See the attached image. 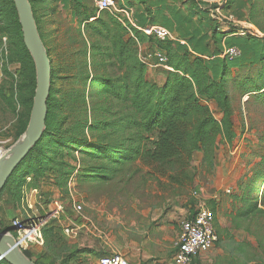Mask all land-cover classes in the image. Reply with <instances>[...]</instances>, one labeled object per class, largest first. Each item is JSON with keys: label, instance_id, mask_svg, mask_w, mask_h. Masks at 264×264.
Segmentation results:
<instances>
[{"label": "trees", "instance_id": "obj_1", "mask_svg": "<svg viewBox=\"0 0 264 264\" xmlns=\"http://www.w3.org/2000/svg\"><path fill=\"white\" fill-rule=\"evenodd\" d=\"M29 1L52 63V88L47 102L46 131L0 192V197L5 193L12 197L15 205L23 204L25 191L31 190L34 182L49 174L55 175L57 186L68 193L69 178L77 169H71L70 163L77 160L76 154L81 156L82 165L78 169L81 174L77 179L80 183H129L137 172L135 164L140 162L143 166H165L179 171V177L170 176L176 183L184 184V180L193 183L194 176H189L187 170L194 154L203 153V162L212 168L220 144L223 141L232 144L235 137L230 69L247 63L262 65L258 81L253 82L256 86L249 92L260 93L259 98H264V37L246 35L230 36L225 41L218 39L234 32H221L219 24L214 25L216 21L210 18L214 41L212 52L208 35L198 39L195 35L189 46L156 40L157 47L166 52L170 68L163 70L165 80L159 84L149 79L146 66L139 61L137 42L129 36V30L139 42L147 36L134 28L122 14L100 12L98 8L93 12L85 0ZM59 1L64 9L70 7L78 18L76 37L71 40L78 41L80 46L73 49L68 62L74 60L69 70L81 89L70 92L58 88L67 67L61 63V55L51 40L55 31L48 32L45 28L47 14L41 16L37 10ZM134 1L147 5L149 0ZM211 1L215 0H200L197 5L205 6ZM234 1H238L246 12L236 13V17L256 26L264 34V0H227L226 4L236 3ZM217 8L215 6L214 10ZM210 12L205 10L206 14ZM134 20L142 27L149 24L147 17L134 16ZM0 24V33L14 38L13 56L20 65L16 101L0 87V99L16 116V138H19L28 127L33 107L36 69L25 47L13 0H0ZM86 34L91 41L90 48ZM222 41L224 47H238L241 56L233 61L221 58ZM210 103L215 104L222 114L220 121L215 118ZM78 111L85 113V118H80L81 113L76 117ZM261 166L262 171L257 172L237 196L243 205L233 217L236 227L248 223L244 230L256 236L257 242L254 245L245 241L238 245L235 251L239 257L232 264H264V161ZM261 185L263 192L259 201L247 197L260 190ZM212 211H216L215 201L212 202ZM251 223L255 225L254 230ZM42 234L47 252L40 257L41 260L47 257L52 264H76L71 262L69 254L61 259L67 240L56 220L45 224ZM24 253L33 260L30 252ZM0 264L9 263L2 260Z\"/></svg>", "mask_w": 264, "mask_h": 264}, {"label": "rangeland", "instance_id": "obj_2", "mask_svg": "<svg viewBox=\"0 0 264 264\" xmlns=\"http://www.w3.org/2000/svg\"><path fill=\"white\" fill-rule=\"evenodd\" d=\"M85 1L90 7V10L93 12L94 10L96 11V0ZM114 1L116 7L120 8V0ZM237 2L229 3V5L226 4L227 0H215L205 5V10L208 9L211 11L208 15L210 18H213L218 22L220 27L219 30L221 32L222 30L231 29L234 34H237V36L250 35L264 37V34L256 26L236 17V13L246 14L244 9L241 8L240 3ZM215 6H218L221 10L219 12L215 11ZM53 8H56V10L53 11ZM37 10L41 16L47 14L44 18L45 28L48 32L55 31L51 36V40L56 46L57 53L61 55V63L67 67V73L61 75L62 79L58 83V88H61L65 92L81 89V86L76 83L75 78L72 77L74 75H72L69 70V66L74 64V60L68 62V59L73 54V49H77L80 46L78 41L73 42V40H71L76 37V29L78 28L77 16L74 15V11L71 10L70 7L64 9L61 1L48 5L45 4ZM3 25L4 23H2L1 26ZM250 33H253L254 35ZM221 37L222 36H219L218 39L225 41L226 38H229V35ZM86 40L88 41V48H90L91 41L87 34ZM13 41L14 38L12 35H4L0 33V87L3 88L4 92L6 91L5 94L7 96H13V100L16 101L20 65L16 62V58L13 56V52L15 51ZM224 41H222V44L220 45L222 46V49H224ZM136 42L138 51L144 43L148 48H157L158 46L156 40L148 37L140 42L137 39ZM261 69L262 65H253L251 63L244 64L239 68L230 69L228 76L230 79V97L232 101V119L234 123L235 137L232 144L225 141L220 144L212 168H210L207 163L203 162V153L198 152L194 154L191 166L187 170L189 176H194L193 183L184 180V184H180L171 180L172 176L179 177L181 175L179 171H172L165 166H143V163L140 162L135 164V167L133 166L137 172L134 174L133 179L127 183L129 185L126 190L132 193H138L141 196V201L148 204H161L165 205V207H173V203H182L186 201L188 203L194 202L197 204L199 201L204 200L203 204L212 210V202H216V198H220L223 203V211L221 214L224 215L226 214V211L228 212L226 214L227 216H223L226 224H234L233 217L237 214V210L243 205L237 196H240L245 189V186L252 182L256 173L262 171L261 165L264 161V98H259L260 93L249 92L256 86L253 82L258 81ZM211 109L215 118L220 121L222 119V114L216 105L214 104ZM21 110L22 109L18 106V111ZM81 112L82 111H78L76 117H78ZM84 114L85 113H81L79 115L80 118H85ZM14 116L15 115L11 112V109L7 104L0 99V156L8 151L20 138H16V116ZM75 157L77 160L70 163V166L71 169H77L75 170V173L72 174L71 178H69L67 186L68 190H70V181H73L75 186L74 190L77 191L76 195H78V199L79 197L86 198V195H92L95 193L100 194L101 196H110L111 200H122V196L120 194L118 195L116 181H110L108 184L96 183L91 185L84 182L80 183L77 179L81 174V171L80 173L78 172L79 166L81 167L82 165L80 163L81 156L76 154ZM122 175L126 174L122 173ZM56 180L55 175L49 174L45 179L34 182L32 189L38 190L35 191L37 192L38 204L34 206V209H29L25 202L23 207V204L15 205L13 208L11 207V210H13L6 215V218H8V227L12 224L14 219H19L25 222L28 221V216L46 219V216L50 213L49 206L53 198H59L65 207H68V212L70 211L69 213H73V198L69 196V192L67 193L64 189L57 186ZM57 189L60 190L61 194H59V190ZM26 191L28 192L29 190ZM262 192L263 187L261 185L260 190L257 192H251V194L247 192L249 194L247 197L251 199L255 198V201H259L262 197ZM54 194L58 196L54 197ZM9 198L12 199L10 196ZM45 224H48V220ZM251 226L253 228L252 230H254L255 225L251 223ZM246 227L248 228V223L243 222L241 226L238 227L239 231H241L240 233L244 232L246 235L245 239L248 238L250 240L249 242L256 245V236L247 233L244 230ZM232 230L236 231L234 229ZM33 252L34 253L31 252L33 261L40 264H52L50 263V258L48 259L46 257L42 260L40 259L41 256L45 255L44 251L41 252L42 254L37 253L38 249ZM224 262L223 264H232L235 263V260L230 259V257L227 256ZM88 263L83 262L82 264ZM257 264L261 263L259 262Z\"/></svg>", "mask_w": 264, "mask_h": 264}, {"label": "crops", "instance_id": "obj_3", "mask_svg": "<svg viewBox=\"0 0 264 264\" xmlns=\"http://www.w3.org/2000/svg\"><path fill=\"white\" fill-rule=\"evenodd\" d=\"M198 1L200 0H149L147 5H140L134 0H120V8H131L133 17H147L148 26L156 25L168 29L173 34L174 42L177 43L189 46V41L195 35L197 39L208 35L210 52H212L214 41L213 33L209 27L210 17L205 13V6L197 5ZM136 24L142 27L137 22ZM230 30H222V32L229 33ZM230 36H237V34ZM142 47L154 49L148 48L145 43ZM148 76L150 80L159 84L165 80L163 69L150 70ZM213 105L211 103V107ZM128 185L126 182L117 183L118 195L122 196V200L118 201L111 200L110 196L106 197L95 193L78 199L77 191L74 190L75 186L69 188V196L84 206V214L78 216L74 212L69 213L72 214L78 227L71 235L67 236L63 226L60 225L67 240V246L61 259L69 254L71 262L75 261L76 264L83 262L99 264L100 259L105 255L120 254L130 264H175L176 242L180 233L179 223L183 219L194 218L197 205L201 202L199 201L197 204L187 201L173 203V207L148 204L141 201V196L138 193L126 190ZM35 191L38 190L25 191L24 202L28 207L38 203ZM59 194H61L60 190ZM56 196L58 195L54 194V197ZM11 207H15V204L7 193L3 194L0 197V232L12 227L11 224L8 227V218H6V215L13 210ZM222 207L221 199L216 198L215 226L219 236L218 242L213 249L194 258L190 264H223L227 256L237 260L239 253L235 249L245 241H250L248 238L245 239L244 232L240 233L241 231L234 224H226L223 216H227L228 212L226 211V214L222 215ZM46 219L48 222L51 221L49 215L46 216ZM44 244H33L29 247L30 250L23 251L34 253L33 251L38 249L37 253L47 252Z\"/></svg>", "mask_w": 264, "mask_h": 264}, {"label": "built area", "instance_id": "obj_4", "mask_svg": "<svg viewBox=\"0 0 264 264\" xmlns=\"http://www.w3.org/2000/svg\"><path fill=\"white\" fill-rule=\"evenodd\" d=\"M96 6L100 12L108 11L113 14H122L130 24L138 29L148 38L160 42L174 41L173 34L166 28L160 26H137L131 8H118L114 0H96ZM219 8V7H218ZM215 11L219 12L221 8ZM232 17V16H231ZM119 20L124 23L123 19ZM131 38L137 41L136 36L129 30ZM254 35L253 33H250ZM241 56V51L238 47H224L220 54L221 58L233 61ZM139 61L146 66L147 70L163 69L170 70L167 66L168 57L164 50L160 48L143 49L140 47L138 51ZM1 151V150H0ZM70 189L74 188L73 181H70ZM197 205V211L192 219H183L180 221V233L176 242V252L174 255L175 264H190L192 260L203 253H206L214 248L219 240L218 232L215 226V213L207 208L203 201ZM38 204V203H37ZM35 204L34 206H36ZM31 205L28 208L34 209ZM49 218L56 220L59 225L63 226L64 233L68 236L73 234L77 229V224L72 215L67 212V208L59 198H53L50 203ZM72 209L75 215L83 216L84 206L81 202L73 200ZM28 221L15 219L12 222V227L17 231L16 242L22 250H27L33 244L43 245L44 238L42 228L47 219L33 218L28 216ZM3 259L0 258V261ZM99 264H130V262L120 254H112L103 256Z\"/></svg>", "mask_w": 264, "mask_h": 264}, {"label": "water", "instance_id": "obj_5", "mask_svg": "<svg viewBox=\"0 0 264 264\" xmlns=\"http://www.w3.org/2000/svg\"><path fill=\"white\" fill-rule=\"evenodd\" d=\"M13 2L22 28L25 47L35 65L37 88L25 133L0 158V192L45 133L47 102L52 88V63L39 33L33 7L29 0H13ZM17 234L13 227L0 232V258L9 264H36L18 246Z\"/></svg>", "mask_w": 264, "mask_h": 264}, {"label": "bare ground", "instance_id": "obj_6", "mask_svg": "<svg viewBox=\"0 0 264 264\" xmlns=\"http://www.w3.org/2000/svg\"><path fill=\"white\" fill-rule=\"evenodd\" d=\"M4 155H5V153H4V154H2V155L0 156V158H1V157H3Z\"/></svg>", "mask_w": 264, "mask_h": 264}]
</instances>
